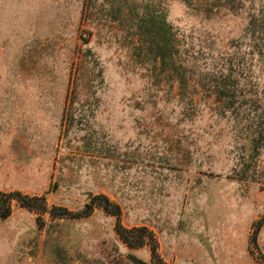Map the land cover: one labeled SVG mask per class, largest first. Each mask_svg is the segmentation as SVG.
<instances>
[{
	"label": "rangeland",
	"instance_id": "374dc122",
	"mask_svg": "<svg viewBox=\"0 0 264 264\" xmlns=\"http://www.w3.org/2000/svg\"><path fill=\"white\" fill-rule=\"evenodd\" d=\"M10 192L0 264H264V0H0Z\"/></svg>",
	"mask_w": 264,
	"mask_h": 264
},
{
	"label": "trees",
	"instance_id": "16d2710c",
	"mask_svg": "<svg viewBox=\"0 0 264 264\" xmlns=\"http://www.w3.org/2000/svg\"><path fill=\"white\" fill-rule=\"evenodd\" d=\"M17 202L20 207L30 210L34 213H46L47 208L45 206V202L43 198L39 197H29L27 195H23L20 192H10V193H0V219L5 220L11 216L12 202ZM39 203V204H37ZM99 206L102 210L111 216H114L116 219L115 222V232L119 237L120 241L124 243L129 248H137L142 247L146 241V239L153 240V235L146 228H131L125 229L122 227L120 223V215L121 211L119 206L113 204L107 197L105 196H95L91 199L90 204H88L82 212L73 214L66 210H61L59 208H53L54 214L52 217H58L62 215H68L72 218H81L88 217L93 213L94 206ZM57 211V212H56ZM57 213V214H56ZM151 254L152 256H156V248L155 246H151Z\"/></svg>",
	"mask_w": 264,
	"mask_h": 264
}]
</instances>
